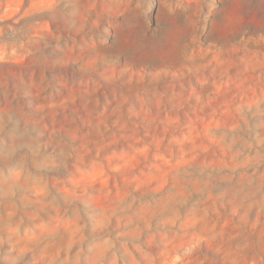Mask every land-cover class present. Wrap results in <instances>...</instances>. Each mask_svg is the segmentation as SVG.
Here are the masks:
<instances>
[{
  "label": "rangeland",
  "instance_id": "1",
  "mask_svg": "<svg viewBox=\"0 0 264 264\" xmlns=\"http://www.w3.org/2000/svg\"><path fill=\"white\" fill-rule=\"evenodd\" d=\"M0 264H264V0H0Z\"/></svg>",
  "mask_w": 264,
  "mask_h": 264
}]
</instances>
